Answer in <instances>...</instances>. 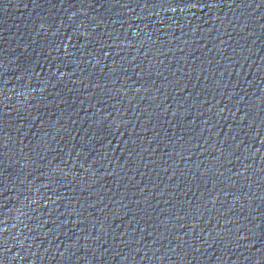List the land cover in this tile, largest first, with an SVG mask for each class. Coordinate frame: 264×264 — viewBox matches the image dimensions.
Returning <instances> with one entry per match:
<instances>
[{
	"label": "water",
	"instance_id": "obj_1",
	"mask_svg": "<svg viewBox=\"0 0 264 264\" xmlns=\"http://www.w3.org/2000/svg\"><path fill=\"white\" fill-rule=\"evenodd\" d=\"M0 264H264V0H0Z\"/></svg>",
	"mask_w": 264,
	"mask_h": 264
}]
</instances>
